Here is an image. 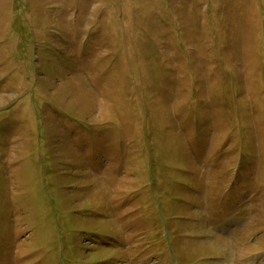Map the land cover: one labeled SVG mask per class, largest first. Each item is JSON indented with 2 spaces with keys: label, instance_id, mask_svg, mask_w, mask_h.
Segmentation results:
<instances>
[{
  "label": "rangeland",
  "instance_id": "1",
  "mask_svg": "<svg viewBox=\"0 0 264 264\" xmlns=\"http://www.w3.org/2000/svg\"><path fill=\"white\" fill-rule=\"evenodd\" d=\"M244 257L264 264V0H0V264Z\"/></svg>",
  "mask_w": 264,
  "mask_h": 264
},
{
  "label": "bare ground",
  "instance_id": "2",
  "mask_svg": "<svg viewBox=\"0 0 264 264\" xmlns=\"http://www.w3.org/2000/svg\"><path fill=\"white\" fill-rule=\"evenodd\" d=\"M121 240L119 239L117 242H120ZM236 249V248H235ZM237 250V249H236ZM240 250L238 249L237 252H239Z\"/></svg>",
  "mask_w": 264,
  "mask_h": 264
}]
</instances>
